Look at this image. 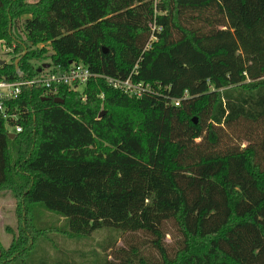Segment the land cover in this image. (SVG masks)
Here are the masks:
<instances>
[{
	"label": "trees",
	"instance_id": "trees-1",
	"mask_svg": "<svg viewBox=\"0 0 264 264\" xmlns=\"http://www.w3.org/2000/svg\"><path fill=\"white\" fill-rule=\"evenodd\" d=\"M0 39L19 52L0 78L75 60L156 88L97 76L10 100L23 128L0 116V191L21 223L0 264H264V0H0ZM54 229L107 235L52 255Z\"/></svg>",
	"mask_w": 264,
	"mask_h": 264
},
{
	"label": "built area",
	"instance_id": "built-area-1",
	"mask_svg": "<svg viewBox=\"0 0 264 264\" xmlns=\"http://www.w3.org/2000/svg\"><path fill=\"white\" fill-rule=\"evenodd\" d=\"M162 26L154 24V30H161ZM151 39H157L155 32ZM150 45V43L148 44ZM20 72L21 77L18 79L0 78V116L8 119V129L10 132L22 130L21 123H11L10 119H18L19 112L10 109V100L18 98L23 93L24 87L42 85L45 90L50 93L57 92L63 84L73 85L82 91L84 85L91 77H105L112 87L119 89L130 95L141 96L144 92L156 91L155 86L144 80H135L132 74L128 77H116L105 73H99L93 70L88 64L70 60L69 66L63 68L61 64H50L41 70L36 76H24ZM84 97V96H83ZM179 104V100H174Z\"/></svg>",
	"mask_w": 264,
	"mask_h": 264
},
{
	"label": "rangeland",
	"instance_id": "rangeland-1",
	"mask_svg": "<svg viewBox=\"0 0 264 264\" xmlns=\"http://www.w3.org/2000/svg\"><path fill=\"white\" fill-rule=\"evenodd\" d=\"M50 52L51 49H49L48 53ZM17 54H19L18 51H15L12 46H8L3 39H0V59L11 60L12 57ZM42 61L50 60L49 57H44L41 60H37L36 63H40ZM39 214L43 221H48L46 222L47 224L51 223L50 225H54L56 223L58 227L64 224L63 218L59 217L53 212L43 211L40 209ZM20 223L21 220L18 216L17 203L14 194L8 190L0 191V243L4 247L7 248L10 246L13 236L19 233ZM8 226H10L12 229L10 230ZM47 235L49 236L43 237L44 239H42V244L47 248L50 254L54 255L56 253H60L61 250L64 249L72 251V249L88 250L90 248H99V242L102 241L107 235V230H98L89 237L81 238L70 236L69 234H66L58 229L49 231ZM168 239L171 240L170 235H168ZM124 243L125 241L123 240V236L121 234L116 245L118 247ZM72 254L75 255L76 259L81 260V253L76 252ZM110 257H112V255H110Z\"/></svg>",
	"mask_w": 264,
	"mask_h": 264
},
{
	"label": "water",
	"instance_id": "water-1",
	"mask_svg": "<svg viewBox=\"0 0 264 264\" xmlns=\"http://www.w3.org/2000/svg\"><path fill=\"white\" fill-rule=\"evenodd\" d=\"M20 59H21V56H19V57H17L16 58V66H17V68H18V66H19V61H20ZM6 61V59H0V63H3V62H5ZM50 65V62H45V63H43V65L39 68V70L41 71L42 70V68H43V66L44 67H47V66H49ZM47 98H49V97H47ZM55 100H57V101H63V99H61V98H55ZM104 112H105V110H103V111H101L100 112V116H102L103 114H104ZM9 135L11 136V137H13V136H15V132H9Z\"/></svg>",
	"mask_w": 264,
	"mask_h": 264
}]
</instances>
